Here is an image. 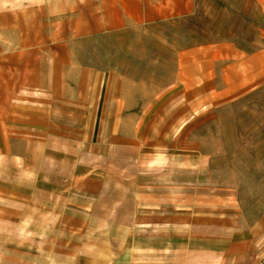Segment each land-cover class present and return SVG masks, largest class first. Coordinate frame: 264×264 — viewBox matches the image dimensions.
<instances>
[{
  "label": "crops",
  "instance_id": "1",
  "mask_svg": "<svg viewBox=\"0 0 264 264\" xmlns=\"http://www.w3.org/2000/svg\"><path fill=\"white\" fill-rule=\"evenodd\" d=\"M192 8L193 0H0V264L32 263L17 250L34 248L39 234L71 241L83 264H145L146 251L180 248L184 264L261 262L264 244L234 211L211 212L193 196L157 207V176L142 174L150 163L156 172L157 147L139 141L140 124L157 122V94L147 103L144 82L77 63L68 43L69 34ZM164 227L169 239L157 247Z\"/></svg>",
  "mask_w": 264,
  "mask_h": 264
},
{
  "label": "rangeland",
  "instance_id": "2",
  "mask_svg": "<svg viewBox=\"0 0 264 264\" xmlns=\"http://www.w3.org/2000/svg\"><path fill=\"white\" fill-rule=\"evenodd\" d=\"M181 12L88 38L69 34L68 43L77 63L119 72L138 88L144 82L147 103L157 94V122L149 115L139 138L157 147L156 172L151 163L142 172L157 176V207L193 196L211 212L234 211L264 244V0H193L191 11ZM164 228L157 247L169 239ZM177 234L184 243L186 234ZM48 235L18 249L19 259L83 264L71 241ZM171 257L184 264L185 250L146 251L144 262Z\"/></svg>",
  "mask_w": 264,
  "mask_h": 264
},
{
  "label": "built area",
  "instance_id": "3",
  "mask_svg": "<svg viewBox=\"0 0 264 264\" xmlns=\"http://www.w3.org/2000/svg\"><path fill=\"white\" fill-rule=\"evenodd\" d=\"M260 264H264V261L262 263H260Z\"/></svg>",
  "mask_w": 264,
  "mask_h": 264
}]
</instances>
